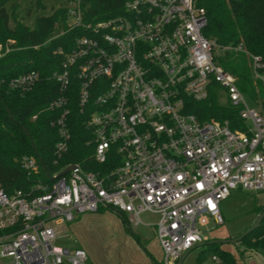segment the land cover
<instances>
[{
	"label": "built area",
	"instance_id": "1",
	"mask_svg": "<svg viewBox=\"0 0 264 264\" xmlns=\"http://www.w3.org/2000/svg\"><path fill=\"white\" fill-rule=\"evenodd\" d=\"M64 1L67 20L55 36L71 29L83 34L64 53L57 50L62 65L51 74L64 91L48 104L60 110L50 121L59 135L55 155L69 149L67 104L75 92L92 135L93 159L115 164L92 171L69 163L63 169L73 168L63 175H57L62 169L49 174L51 183L37 181L11 193L0 186V264H85L82 247L54 241L67 236L78 215L101 208L121 213L132 225L142 223L143 212L157 214L162 263L177 264L209 239L203 227L224 222L220 201L232 190L264 192V116L247 105L217 57L243 53L252 78L263 84L264 62L242 42L221 44L205 36L207 15L199 0H125L122 14L94 22L83 20L81 0ZM13 43H0V57ZM39 78L31 70L11 78L8 87L23 94ZM217 88L237 108L243 130L186 111L188 99H205L211 89L217 95ZM20 165L37 170L33 156L22 157ZM262 256L261 263L250 264H264ZM210 259L222 264L216 255Z\"/></svg>",
	"mask_w": 264,
	"mask_h": 264
},
{
	"label": "trees",
	"instance_id": "2",
	"mask_svg": "<svg viewBox=\"0 0 264 264\" xmlns=\"http://www.w3.org/2000/svg\"><path fill=\"white\" fill-rule=\"evenodd\" d=\"M124 1L81 0L83 20L94 22L122 14ZM198 4L206 10L205 36L221 44L242 42L264 62V0H199ZM34 5L36 10L44 8L43 0H34ZM15 10L14 0H0V43L14 40L12 50L0 57V186L11 193L18 189L29 190L37 181L51 183L54 179L46 175L41 163L50 175L69 163L92 171L113 168L115 163L110 160L100 164L93 159L92 135L85 126V117L79 112L75 92L71 93L67 104L69 149L58 159L55 155L59 135L50 121L59 116L60 110L49 109L48 104L61 93L64 95V91L61 92L60 84L51 74L61 69L64 48H70L74 37L83 34L79 29H71L55 36L60 28L64 29L67 20L65 1L57 3L50 14L37 16L31 26L19 18ZM30 13L29 6L27 15ZM59 48L62 54L57 52ZM217 63L235 77L240 90L263 100L264 84L252 78L246 55L227 52L217 57ZM31 70L40 72L31 90L21 94L8 87L11 78ZM260 73L264 76V67ZM186 111L195 114L200 121L227 120L231 128H245L237 108L228 103L220 104L213 89L205 99H188ZM33 114H37L34 120L31 119ZM25 156L36 158V171L29 172L20 165V159ZM263 209L264 205L259 206L257 212ZM214 239H218L215 234L204 243L213 248L210 257L218 256L222 264H237L233 252L223 248L220 242L211 243ZM233 246L240 256L246 252L264 253V216L258 227ZM205 259L206 255L198 257L197 261L202 263Z\"/></svg>",
	"mask_w": 264,
	"mask_h": 264
},
{
	"label": "rangeland",
	"instance_id": "3",
	"mask_svg": "<svg viewBox=\"0 0 264 264\" xmlns=\"http://www.w3.org/2000/svg\"><path fill=\"white\" fill-rule=\"evenodd\" d=\"M16 3L15 13L17 16L22 18V20L28 24L32 25L35 18L40 15H48L51 13L52 9L57 5V3H62L63 0H43L44 8L38 10L35 9L34 0H14ZM30 1L32 4L30 5ZM31 7V13L27 15V9ZM243 96L249 107H255L258 111L264 116V105L263 100L260 99V96H253L247 91H243ZM217 101L220 104H227V95L223 89L217 88ZM264 205V192H255L252 190H232L231 193L220 201V211L224 219V222L220 225H215L211 220L206 227H203V233L208 237H212L215 234V237L218 238H233L238 236L239 233L244 232L249 228L255 221L259 212H257V207ZM142 223L139 225L128 224L124 220L126 225L127 233L135 239L139 238H148L152 237L155 233L152 226L148 223H155L158 216L150 212H143L140 214ZM89 225L82 223L81 230V246L84 247L87 253H107L111 249V240L114 238L115 233L113 230L116 229V223L111 219L98 220L93 224V222H88ZM154 227V226H153ZM227 236V237H225ZM115 240V239H114ZM56 244L63 245L70 249L79 246L70 241V239L64 237L63 239H57L54 241ZM235 244V243H234ZM115 243L113 244L114 248ZM222 247H229L231 250H234L233 253H236V250L233 249L232 244H224ZM123 247L126 250H132L131 246L125 242ZM212 247L210 245H196L193 247L183 259L182 264H196L198 257L207 256L210 257L212 253ZM113 251V250H112ZM247 252L242 256L245 257ZM240 256V255H239ZM238 253H236L235 258L238 264H241V258ZM256 260L262 262V254H256L254 256ZM97 260V261H96ZM209 262V261H207ZM85 264H100L99 260H95L92 257L87 256ZM204 264V263H203ZM209 264V263H205Z\"/></svg>",
	"mask_w": 264,
	"mask_h": 264
},
{
	"label": "crops",
	"instance_id": "4",
	"mask_svg": "<svg viewBox=\"0 0 264 264\" xmlns=\"http://www.w3.org/2000/svg\"><path fill=\"white\" fill-rule=\"evenodd\" d=\"M102 219L103 220L111 219L114 223H116L115 226L116 229L113 230L115 236L111 240V249L107 251V253H87L86 249L81 246L80 227L82 223L89 225L88 222L92 221L94 224L98 220L101 221ZM124 220H126L124 215L111 208H101L97 212H85L78 215L68 225V234L66 238L70 239L72 243L78 244L80 247H82L86 251L87 256L92 257L94 260L97 258L100 264H163L162 263L163 253L159 245V242L157 240L156 234L148 238H139L135 236L134 239L132 236H130L127 233L126 225L123 222ZM148 225L152 226L155 233V227H153L154 223L152 224L148 223ZM218 239H222V238H218ZM125 242H127L131 246L132 250H126L123 247ZM114 243H115L114 248H112ZM224 244H232V243H222V245ZM225 249L234 252V250H231L232 248L230 249L229 247L228 248L226 247ZM260 253L263 254L262 252H247V255L245 257L242 256L240 261L241 264H250L252 260L254 259L256 260L254 256ZM232 254L234 256L236 255V253H232ZM203 263L213 264L211 262L210 257L202 261V263H197V264H203Z\"/></svg>",
	"mask_w": 264,
	"mask_h": 264
},
{
	"label": "water",
	"instance_id": "5",
	"mask_svg": "<svg viewBox=\"0 0 264 264\" xmlns=\"http://www.w3.org/2000/svg\"><path fill=\"white\" fill-rule=\"evenodd\" d=\"M23 129H24V128H23ZM33 147L35 148L34 145H33ZM40 162H41V161H40ZM41 165H42V168L44 169L46 175H47L48 177H50V175H49L48 171L46 170L44 164L41 163ZM72 168H73V165H70V166L66 167L65 169H62L57 175H58V176L63 175L65 172H67L68 170H70V169H72ZM263 216H264V209H263L261 212L258 213V215H257V217H256V219H255V221H254V223H253L249 228H247L244 232H242L241 234H239L238 236H235V237H233V238L214 239V240L211 241V243H218V242H220V243H233V244H234V243L238 242V241H239L244 235H246L249 231H251V230H253L254 228H256V227L259 226V224H260L261 219L263 218ZM203 244H204V242L199 243L198 245H203ZM185 256H186V253H184V254L181 256V258L179 259V261H178L177 264H180L181 261H182V259H183Z\"/></svg>",
	"mask_w": 264,
	"mask_h": 264
}]
</instances>
